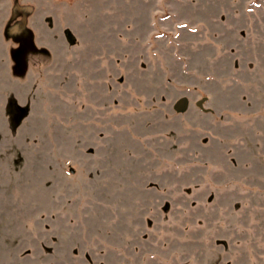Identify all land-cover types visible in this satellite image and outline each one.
Instances as JSON below:
<instances>
[{
    "label": "rangeland",
    "instance_id": "374dc122",
    "mask_svg": "<svg viewBox=\"0 0 264 264\" xmlns=\"http://www.w3.org/2000/svg\"><path fill=\"white\" fill-rule=\"evenodd\" d=\"M0 264H264V0H0Z\"/></svg>",
    "mask_w": 264,
    "mask_h": 264
},
{
    "label": "crops",
    "instance_id": "0c3cea01",
    "mask_svg": "<svg viewBox=\"0 0 264 264\" xmlns=\"http://www.w3.org/2000/svg\"><path fill=\"white\" fill-rule=\"evenodd\" d=\"M250 32V31H249Z\"/></svg>",
    "mask_w": 264,
    "mask_h": 264
},
{
    "label": "water",
    "instance_id": "95a60500",
    "mask_svg": "<svg viewBox=\"0 0 264 264\" xmlns=\"http://www.w3.org/2000/svg\"><path fill=\"white\" fill-rule=\"evenodd\" d=\"M199 105V104H198Z\"/></svg>",
    "mask_w": 264,
    "mask_h": 264
}]
</instances>
